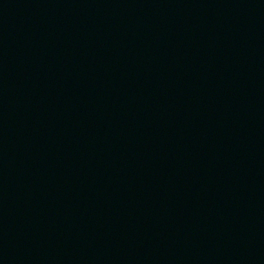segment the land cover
<instances>
[{
	"label": "water",
	"instance_id": "obj_1",
	"mask_svg": "<svg viewBox=\"0 0 264 264\" xmlns=\"http://www.w3.org/2000/svg\"><path fill=\"white\" fill-rule=\"evenodd\" d=\"M0 264H264V0H0Z\"/></svg>",
	"mask_w": 264,
	"mask_h": 264
}]
</instances>
